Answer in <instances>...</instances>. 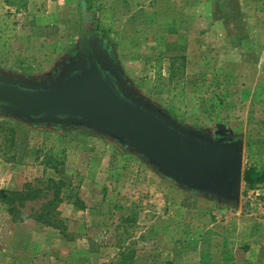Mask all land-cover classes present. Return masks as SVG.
Instances as JSON below:
<instances>
[{"label":"rangeland","instance_id":"1","mask_svg":"<svg viewBox=\"0 0 264 264\" xmlns=\"http://www.w3.org/2000/svg\"><path fill=\"white\" fill-rule=\"evenodd\" d=\"M47 1L16 12L0 0L1 33L2 15L8 20L1 79L50 85L84 53L82 37L91 54L95 41L125 95L191 135L241 143L242 168H264V0L251 9L243 2L239 16L225 9L223 26L209 18L204 28L177 8L169 37L186 66L172 81L163 58L141 56L136 39L148 29H130L135 13L65 0L46 20ZM0 191L34 195L19 206L22 222L0 206V264H264V185L242 184L238 201L193 191L83 125L28 121L0 108Z\"/></svg>","mask_w":264,"mask_h":264},{"label":"water","instance_id":"2","mask_svg":"<svg viewBox=\"0 0 264 264\" xmlns=\"http://www.w3.org/2000/svg\"><path fill=\"white\" fill-rule=\"evenodd\" d=\"M81 41L89 66L73 67L50 85L0 78L6 83L0 86V108L28 121L83 125L133 149L182 187L238 201L242 144L208 142L183 131L159 111L119 96L92 60V55L100 58L98 50L90 44L91 55L83 37Z\"/></svg>","mask_w":264,"mask_h":264},{"label":"crops","instance_id":"3","mask_svg":"<svg viewBox=\"0 0 264 264\" xmlns=\"http://www.w3.org/2000/svg\"><path fill=\"white\" fill-rule=\"evenodd\" d=\"M65 0H49L47 1V14L44 17L46 20H51L55 14L59 4ZM176 0H91L92 7L104 10H113L118 12L126 11L135 13L137 20L135 24L130 23V29L144 26L147 27V31L140 39L136 41L142 43L141 56L145 60L163 58L167 68L170 65L169 59L175 56H181L180 54L173 52V46L176 43L175 39H170V29L176 28L177 18L175 11L178 8L180 11L187 12V17L190 23H195L196 26L204 28V24L212 19L213 23L217 22L216 26H223L224 20H220L221 14L225 9H231L233 15H242L244 11V4H248L249 8L254 7L255 0H183V3L176 4ZM124 5V8L121 7ZM150 10L152 14V22L149 19L147 11ZM142 17V19H140ZM177 17V18H176ZM120 18L115 17L116 20ZM216 19V20H215ZM211 20V21H212ZM211 24V23H209ZM220 24V25H219ZM148 25V26H147ZM150 25V26H149ZM118 27L126 28L122 23L117 24ZM188 29L191 27L187 26ZM106 33V32H105ZM108 35V33H106ZM105 34V35H106ZM114 35V34H112ZM123 45V44H122ZM119 45L118 54H122L123 46ZM148 46H154L155 48H146ZM150 49V50H149ZM139 52V51H137Z\"/></svg>","mask_w":264,"mask_h":264},{"label":"trees","instance_id":"4","mask_svg":"<svg viewBox=\"0 0 264 264\" xmlns=\"http://www.w3.org/2000/svg\"><path fill=\"white\" fill-rule=\"evenodd\" d=\"M29 2L30 0H1V9L6 8L7 10H15L16 12H19L27 9ZM1 18V22L8 21L6 15H2ZM6 22L3 26L7 30L8 28ZM9 25L11 26V24ZM6 30H3L2 33H6ZM2 33L0 32V65L4 67L2 62H4L7 56V44L5 43L8 42V39L3 40V36L1 35ZM185 60L186 59L184 56H175L169 59V78L171 81L179 76H182V74L184 73V69L186 66ZM242 184L247 188H253L260 185H264V168H258L252 165L245 166L242 173ZM32 194V191H0V206L5 209V212L11 217V221H23V217L21 216V213L19 211V206H22L25 201L34 198V195ZM39 220H42L41 216ZM58 222L60 221L58 220ZM41 223L47 226L52 224L47 220H44Z\"/></svg>","mask_w":264,"mask_h":264},{"label":"flooded vegetation","instance_id":"5","mask_svg":"<svg viewBox=\"0 0 264 264\" xmlns=\"http://www.w3.org/2000/svg\"><path fill=\"white\" fill-rule=\"evenodd\" d=\"M93 45L95 46V48L98 50H100V47L96 45V42L94 41ZM88 50V49H87ZM90 51V50H89ZM88 51V52H89ZM91 54V53H90ZM92 55V54H91ZM92 60L94 62L95 65H97L99 71L101 72V75L104 79H106L107 81L110 82V84L114 87L116 93L123 97L124 91L126 90L125 87L122 85V81L120 79V77L118 76V74L113 73L109 70H103L101 68V65H112V61L107 57V55H103V53L101 54L100 58L98 57H93L92 55ZM109 64V65H108ZM69 70L67 72H71L73 67H87L89 66V58H88V53L84 52L83 54H81L79 57H77L75 60L73 59V62L69 63ZM112 68V67H111ZM111 70V69H110ZM111 72V73H110ZM56 78V77H55ZM6 85L5 82L0 81V86ZM10 85V84H8ZM129 90V89H128ZM1 107V106H0Z\"/></svg>","mask_w":264,"mask_h":264}]
</instances>
